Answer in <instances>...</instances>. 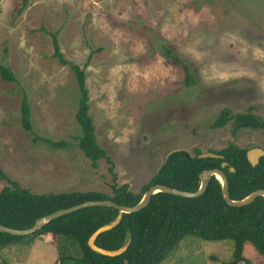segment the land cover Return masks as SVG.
Returning <instances> with one entry per match:
<instances>
[{"label": "rangeland", "instance_id": "1", "mask_svg": "<svg viewBox=\"0 0 264 264\" xmlns=\"http://www.w3.org/2000/svg\"><path fill=\"white\" fill-rule=\"evenodd\" d=\"M52 35L63 59L84 69L96 142L109 159L96 169L77 147V85L53 57ZM0 65L14 75L0 77V189L12 181L32 194L112 196L126 184L138 195L173 152L264 150V130L212 128L222 110L264 120V0H0ZM23 96L31 133L19 123ZM58 250L41 236L0 248V264H56ZM233 253L230 239L187 236L161 264H225ZM242 257L264 264L248 242Z\"/></svg>", "mask_w": 264, "mask_h": 264}, {"label": "trees", "instance_id": "2", "mask_svg": "<svg viewBox=\"0 0 264 264\" xmlns=\"http://www.w3.org/2000/svg\"><path fill=\"white\" fill-rule=\"evenodd\" d=\"M52 45L53 57L60 64L69 66L74 73L79 94L75 115L80 128L77 147L91 162V167L96 169L98 161L105 159L109 162V159L96 142L93 122L88 113L89 98L84 69L63 59L55 35H52ZM166 53L168 57L171 56L170 51L167 50ZM171 58L176 63L179 62L175 57ZM183 69L186 75L185 83L192 84L193 79L188 67L183 65ZM0 77L5 82H14V75L4 65H0ZM230 121L234 133L241 127L264 130V120H260L251 112L230 116L228 110L221 111L212 128H222ZM19 123L25 132H32L31 111L25 96L20 105ZM44 142L56 150L69 146L64 141ZM210 153L222 156V159H198L197 156L201 154L199 151L188 157L183 156L181 152L169 154L158 172L141 188L138 195L130 193L126 184L120 187L113 185L112 196L96 192L32 194L17 183L9 181V185L0 189V225L17 230L27 229L43 216L87 201L110 200L122 206H135L142 195L155 185L195 192L199 186L198 175L206 170L221 169V163H227V167L221 170L226 175L231 200L238 201L256 190H264V157L256 167H251L245 157L246 150L233 144ZM229 168H233L234 172H229ZM6 179L0 169V180ZM117 215L118 212L110 207L83 209L58 218L25 237H11L0 233V248L27 247L39 237L49 235L59 245L60 255L56 264H124V261L127 264H161L185 237L192 236L204 241L232 240L233 259L225 264H239L244 261L242 250L246 242L259 254L264 255V199L257 198L242 208L229 207L223 201L220 184L214 177L210 179L203 195L198 198L187 199L157 193L139 212L122 214L119 224L99 235L95 245L113 251L121 248L129 237L131 241L127 250L115 258L94 253L87 246L88 238ZM63 238L73 240L77 247L67 240H62ZM69 247L74 248L71 251L72 254L75 252V255L69 252Z\"/></svg>", "mask_w": 264, "mask_h": 264}, {"label": "water", "instance_id": "3", "mask_svg": "<svg viewBox=\"0 0 264 264\" xmlns=\"http://www.w3.org/2000/svg\"><path fill=\"white\" fill-rule=\"evenodd\" d=\"M182 155L185 157H188V155L185 153H182ZM261 157H264V151L262 149L254 148L246 152V159L251 167H255L258 164V161ZM197 158L198 159H207V158L222 159V156L216 155L214 153L206 152V153L199 154ZM226 166H227V163H222L220 165V168L223 169ZM221 169H211V170H206V171L201 172L198 175L199 186L195 192L180 191V190L166 187V186L155 185V186L150 187L142 195L141 200L135 206H131V207L122 206V205L115 204L114 202L110 200L87 201V202L78 204L76 206L63 209V210H58L56 212L43 216L37 219L34 222V224L27 229L17 230V229H12V228H8V227H4L0 225V233L6 234L11 237H25V236L31 235L35 233L36 231L42 229L45 225H47L48 223L58 218L70 215L80 210L87 209V208H95V207H104V208L110 207V208L115 209L118 212V215L110 223L105 224L99 227L97 230H95L94 233L88 238L87 246L89 247L91 251L101 256H105L109 258L119 257L127 250L128 246L130 245L131 240L129 237L127 238L126 242L121 248L117 250H113V251L104 250L96 246L95 241L97 237L115 228L119 224L122 214H134V213L139 212L143 208H145L147 204L149 203L151 197L157 193H165V194L180 197V198L195 199L203 195V193L205 192L209 184L210 179L214 177L220 184L222 199L226 203V205L229 207L242 208V207L250 205L257 198L264 199V190H256L241 200H238V201L231 200L228 195V181H227L226 175L222 172ZM229 172H234V169L229 168ZM124 264H127V262L124 261Z\"/></svg>", "mask_w": 264, "mask_h": 264}, {"label": "flooded vegetation", "instance_id": "4", "mask_svg": "<svg viewBox=\"0 0 264 264\" xmlns=\"http://www.w3.org/2000/svg\"><path fill=\"white\" fill-rule=\"evenodd\" d=\"M242 129H249V128H247V127H241V128H238V129L236 130V132H237L238 130H242ZM249 130H251V129H249ZM235 146H236V145H235ZM253 149H254V148H253ZM221 150H222V149H221ZM219 151H220V150H219ZM247 151H248V150H246V152H247ZM263 151H264V150H263ZM245 157H246V153H245ZM261 158H263V157H261ZM261 158H260V159H261ZM260 159H259V161H260ZM246 160H247V159H246ZM259 161H258V163H259ZM247 162H248V161H247ZM221 164H222V163H221ZM249 165H250V164H249ZM257 165H258V164H257ZM257 165H256V166H257ZM256 166H255V167H256ZM226 167H227V166H226Z\"/></svg>", "mask_w": 264, "mask_h": 264}]
</instances>
